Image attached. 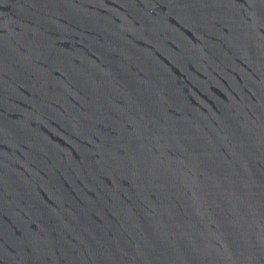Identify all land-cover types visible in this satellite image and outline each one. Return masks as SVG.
I'll list each match as a JSON object with an SVG mask.
<instances>
[{"label": "water", "instance_id": "95a60500", "mask_svg": "<svg viewBox=\"0 0 264 264\" xmlns=\"http://www.w3.org/2000/svg\"><path fill=\"white\" fill-rule=\"evenodd\" d=\"M0 264H264V0H0Z\"/></svg>", "mask_w": 264, "mask_h": 264}]
</instances>
